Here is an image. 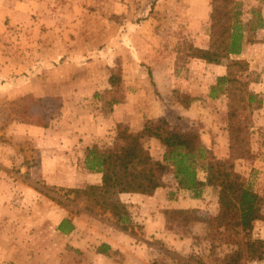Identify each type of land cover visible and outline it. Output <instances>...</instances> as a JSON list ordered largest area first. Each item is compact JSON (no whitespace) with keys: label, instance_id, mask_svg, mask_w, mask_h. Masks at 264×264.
Segmentation results:
<instances>
[{"label":"rangeland","instance_id":"374dc122","mask_svg":"<svg viewBox=\"0 0 264 264\" xmlns=\"http://www.w3.org/2000/svg\"><path fill=\"white\" fill-rule=\"evenodd\" d=\"M239 1H241L245 12L261 4L264 7L263 0ZM40 2L45 5L46 11L52 10L54 14L57 13L59 17L57 24L62 28L60 33L55 31L49 38L57 40V43H62L63 51L66 52L70 47L79 53L77 57L71 59L72 61H67L65 55L60 61L54 64L50 63L46 69L48 76L50 73L56 75L55 71L61 74L60 76H65L68 73L79 77L81 75L79 79L81 89L84 88L86 92L94 91L93 93L104 91L109 87L107 83L108 67L115 65L116 59L123 58V74H125V69L127 75V79L124 78L125 93L134 95L139 92V98L133 102V108L137 103L141 107L142 101L149 102V97L147 99L146 95L156 91V95L168 106L170 105L167 114L172 125H185L194 121L200 123L204 143L213 150L217 157L228 156L226 103L222 99H210L207 96L215 69L210 70V67L199 69L197 67L188 74L186 66L188 60L183 62L181 56L177 58L186 43L202 45L209 41V19L206 24L204 18L205 14L207 17V14L209 16L211 12L210 0H40ZM191 23H194L193 28H191ZM261 32L258 34L260 38L262 37ZM19 43H22L21 40ZM71 43L73 44L71 45ZM255 44L256 48L250 53H254L257 58L264 60V44ZM173 57L175 58V67L171 65ZM136 58L139 65L134 63ZM221 63L225 65L226 62L223 60ZM62 64L69 66H60ZM168 65L173 67V73L168 69L163 72ZM149 66L155 67V82L149 77ZM254 72L253 77H261L258 71ZM169 73L173 76L172 78L167 75ZM68 85L70 86V83H65L64 88L66 89ZM72 85L75 87L76 83ZM161 90L165 91V94L170 92L166 96L161 93ZM93 95L81 100L77 107L79 110L82 107L90 115L93 113L97 117L96 115L102 112L97 110L100 103L93 99ZM14 101L10 102L11 111L8 112V120L26 123L25 120H21L23 104L21 101ZM31 101L34 104V101ZM183 101L198 102V111H185L182 109V106H185ZM28 103L30 102L28 101ZM50 103H54L55 106L42 108L35 104V106L29 105L31 111L39 110L40 112L35 114V123L32 125L40 123L48 125L54 120L53 126H56V119L62 116L60 107L56 102ZM79 110L75 108L64 115L79 116L82 131H87L86 134L81 135L82 139L89 141L90 146L94 144L113 145L116 127L109 129L108 133H105L107 127L103 132L96 128L93 131L92 126H88L90 120L85 118L90 115H86L83 113L84 111L81 113ZM153 110L154 113L159 112L157 106L153 107ZM110 113L102 114L107 118ZM193 117H196L197 120ZM252 118L253 128L250 139L252 157L248 160L237 161L236 169L246 177L254 190L264 195L263 111H254ZM146 146L154 159L162 160L165 152L163 146L150 139L146 141ZM19 166L17 164L14 168L17 174L16 180L18 183L27 184L30 179L25 175L26 173L17 169ZM204 176V173L200 174L202 179ZM163 180L165 183V186L162 187L163 194L158 197L157 201L149 200L144 205L143 212H139L141 205L137 201L128 203L132 207V209L129 207L132 214L136 215L137 223H142L145 226V221L151 218L153 227L152 234H148L145 227L143 229L136 228L135 233L127 232L130 238L126 243L127 247L131 249L127 264H151L155 261L171 263V255L183 257L192 264H221L220 260L224 255L237 247L240 235L228 228L211 232L205 222L168 223L165 221L162 218L164 216L162 210L177 205L176 202L182 198L187 199L185 198L187 194L177 190L176 181L170 171L165 173ZM34 185L36 191L31 193L17 191V204L22 203V206L19 205L16 208L15 214L17 254L15 260L3 261L0 258V264H107L104 258H99L94 254L88 228L100 230L102 224L111 223L109 213L89 214L84 211L83 203L73 204L69 200L67 201L65 191L61 190V187L47 185L43 180L35 181ZM45 193L68 203L70 208L62 207L47 197ZM217 193L216 189L208 188L202 198L193 199L189 202L190 204H186V207L193 209L195 215L203 220L213 217L218 212ZM60 211L68 212L73 219L79 218L80 223L83 224L74 235L63 236L57 229L60 224ZM261 212L264 215V205L261 207ZM29 218H31L30 223H27ZM0 225V232H7V224L0 222ZM93 234L91 232L92 238ZM254 236L264 238V221L256 223ZM98 241L99 238L96 242L98 243ZM7 242V238H2L0 234V243L5 246ZM130 253L133 257H130L132 256ZM122 258L125 257L122 256ZM114 260V264H125L119 255ZM249 264L264 263L255 261Z\"/></svg>","mask_w":264,"mask_h":264},{"label":"trees","instance_id":"16d2710c","mask_svg":"<svg viewBox=\"0 0 264 264\" xmlns=\"http://www.w3.org/2000/svg\"><path fill=\"white\" fill-rule=\"evenodd\" d=\"M209 4L208 47L186 43L177 58L181 56L183 62L189 58L200 59L211 64L225 60L226 73L209 87L207 96L226 103L228 156L217 157L204 143L202 126L196 121L172 125L166 118L147 119L140 131H133L128 125L118 123L113 145L94 144L85 150V167L89 172L99 174V182L82 188L60 189L65 191L67 201L83 203L87 213H109L111 223L116 228L135 233L136 228L143 229V224L137 223L128 204L117 200L116 195L153 196L165 186L163 177L170 171L177 190L185 192L187 199H200L206 189H216L218 212L203 220L195 215L193 209L166 208L162 214L168 223L205 222L211 232L228 228L240 235V240L237 247L220 260L221 264L264 263V238L254 236L256 223L264 221L261 212L264 195L254 190L246 177L236 169L237 161L252 157V115L263 107V94L251 88L253 83L260 81V76L253 77L255 72L250 70L249 62L237 56L246 45L264 43V36H258L264 29V7L261 4L245 12L239 0H210ZM108 71L109 87L93 95V99L100 103L97 110L102 113H110L116 105L126 101L122 59H116L115 65L108 67ZM31 100L42 108L55 106L49 102L62 106L59 97L35 99L32 95H26L16 99L14 102L21 101L23 104L21 120L29 124H34L35 114L40 113L39 110L31 111ZM184 103L188 106L190 102ZM39 125L47 126L44 123ZM149 139L157 140L165 148L162 160H156L151 155L146 146ZM201 173H204V179L200 177ZM45 195L62 207L70 208L61 199L47 193ZM57 229L63 234L72 233L75 230L73 218H64ZM96 252L105 256L113 253L106 243H101ZM114 254L117 255V252ZM170 259L171 263L155 261L151 264H192L180 256L171 255Z\"/></svg>","mask_w":264,"mask_h":264},{"label":"crops","instance_id":"0c3cea01","mask_svg":"<svg viewBox=\"0 0 264 264\" xmlns=\"http://www.w3.org/2000/svg\"><path fill=\"white\" fill-rule=\"evenodd\" d=\"M53 14L52 10H45V5H42L40 0H0V222L6 223L8 229L7 232H0L1 237L8 240L5 246L0 243V258L3 261L15 260L17 254V246L15 245V214L16 208L19 205L22 206V203L17 204L18 190L19 192H27V194L36 191L34 183L38 180H43L50 186L82 188L87 184L98 183L100 179L99 174L89 172L85 167V150L90 146V143L81 137L87 131H82L79 116L64 115L66 112L72 111V109L77 108L79 110L77 105L80 104L81 100L92 96L94 91L86 92L84 88H80L79 79L81 75L79 77L68 73L65 76H60L61 74L55 71L56 75L50 73L48 76L46 70L50 63L54 64L60 61L65 55L68 59L67 61H72V58L79 55L76 49L70 47L67 48L66 52L63 51V48H61L62 43L61 45L57 43V40L49 38L53 32L58 31L60 33L62 29L57 24L59 18L57 13ZM204 19L207 24L208 14L207 17L205 14ZM191 26L193 28L194 23H191ZM261 31L260 35L262 34L261 36L263 37L264 29ZM30 34L32 36H29ZM20 40L22 43H19ZM208 45L209 41L202 45L195 43V46L202 48H207ZM257 45L259 44L257 43ZM255 46L256 44L246 45L237 58L246 59L250 64V70L253 72L258 71L261 74L260 81L253 83L251 88L255 92L263 94V107L260 110L264 113V60L257 58L254 53H250L256 48ZM134 63L139 65L137 58ZM168 64H170V61H168ZM171 65L175 67V58ZM60 66L68 67L69 65L62 64ZM172 66H166L163 72L168 69L169 72L171 70L173 73ZM186 66L188 74L197 67L199 69H206L207 67H210V70L215 69V75L211 78L212 82L210 85L215 84L217 78L226 73V67L222 63L211 64L200 59L189 58ZM55 69H57L56 66ZM154 69L155 67L151 68L150 66L148 68L149 77L153 80L156 77ZM150 71L152 77L150 76ZM124 73V78L127 79L125 69ZM167 75L171 78L173 77L170 73ZM174 77L176 78L175 74ZM65 83H70V86L68 85L66 89L64 88ZM74 83H76L75 87L72 85ZM154 92L151 94L149 92L146 95L147 99L149 97V102L145 103L146 100L142 101L141 107L137 103L134 108L133 102L139 98V92L134 95L127 92L126 101L116 105L107 118L102 113H97V117L93 113L90 115L81 106L79 112L81 111L82 113L84 111L83 113L91 116H86L85 118L90 120V125L88 126H92L93 131L96 128L103 132L104 128L107 127L105 133H108L109 129L117 128L118 123L128 125L133 131H140L144 128L147 119L166 118L169 121L167 112L170 105L168 106L163 102L156 95V91ZM161 93L166 95L165 91L161 90ZM26 95H32L36 99L59 97L62 100V106L59 108L62 116L56 119V126H53L54 120L47 126L8 120V112L11 111L9 108L11 106L10 102ZM156 106L159 112L154 113L153 107L155 108ZM198 106V102H193L188 106H184L185 108L182 106V109L187 112H197ZM140 108L144 109L141 110ZM196 117L193 118L197 120ZM150 140L161 145L155 139ZM30 160L31 163H29ZM17 164L20 165L17 169L26 173L25 175L33 182L30 180L27 181V184L17 182L15 177L17 174L14 169ZM162 194L163 188L161 187L153 196L140 194H118L116 196L117 199L126 204L137 201L141 205L139 212H143L145 209L144 205L149 200L157 201ZM192 200L182 198L179 202H176L177 205L169 208H189L188 206L186 207V204ZM128 206L131 207L129 204ZM60 213L59 223L64 218H72L66 211L65 213L60 211ZM134 216L136 217V215ZM162 218L166 221L164 216ZM30 220L31 218L25 221L30 223ZM73 223L75 230L70 234L62 233L63 236H72L83 226L79 218L73 219ZM152 225L153 221L151 218L145 221V226L143 224V228L145 227V231L148 234H152ZM88 230H90L89 240L93 244L92 247L96 256L104 258L107 264H114L115 257L119 255L122 262L125 261V264H127L131 250L126 243L130 238L127 232L116 228L109 222L102 224L100 230L91 228H88ZM101 230H103V233H101ZM91 232L94 233L93 238ZM97 238H99L98 243L96 242ZM101 243L110 245L113 251L111 256L96 252V248ZM114 252H117V255ZM122 256L125 258L123 259ZM130 257H133V255Z\"/></svg>","mask_w":264,"mask_h":264}]
</instances>
